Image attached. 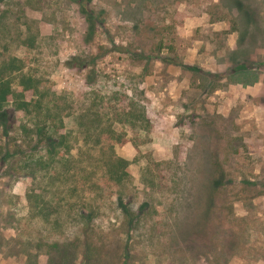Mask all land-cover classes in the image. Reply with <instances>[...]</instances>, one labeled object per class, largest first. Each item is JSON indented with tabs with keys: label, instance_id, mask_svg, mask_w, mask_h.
Wrapping results in <instances>:
<instances>
[{
	"label": "rangeland",
	"instance_id": "374dc122",
	"mask_svg": "<svg viewBox=\"0 0 264 264\" xmlns=\"http://www.w3.org/2000/svg\"><path fill=\"white\" fill-rule=\"evenodd\" d=\"M13 57L40 96L0 113V264H264V0H3Z\"/></svg>",
	"mask_w": 264,
	"mask_h": 264
},
{
	"label": "trees",
	"instance_id": "16d2710c",
	"mask_svg": "<svg viewBox=\"0 0 264 264\" xmlns=\"http://www.w3.org/2000/svg\"><path fill=\"white\" fill-rule=\"evenodd\" d=\"M2 1L3 0H0V3ZM80 12L85 17V20L87 23V33H86L87 42H91L96 34L95 33L96 22L98 20L96 17V13L94 10L88 9L87 7H84V6L81 7ZM239 14L241 15V18L243 20L242 21L243 22V31H242L243 36L241 39L242 40L241 44H243L244 42H246V40L248 41L251 35V32L253 31L250 28V32L247 35V30L245 28L246 26L250 27L251 24L256 22L257 13L253 11L251 6H247V9L243 11H239ZM256 37L257 35L255 36L254 34V40ZM20 62L21 60L13 57L10 60L3 61V63L0 65V113L4 110V108L7 105H10V104L14 105L17 110L23 111L25 113H32L31 108L33 107L36 108L39 105V101L36 98L40 96V91H39L40 83L35 78L29 75H21L18 77V81L17 82L15 81V78H14L15 72L21 70ZM248 70L249 68L247 67V72ZM133 119H136L135 122H139L141 121L142 118L140 116L136 117L134 115ZM40 130H46V128H43ZM58 132L59 131L55 129L53 135H49V136L47 135L45 137V141L47 142L49 141V146H50L49 149L53 155L57 154V149H59V147L61 146V140L65 139V136L62 134H59ZM117 142H122L121 135H119ZM64 163L61 162L60 168L61 167L63 168L62 171L67 170L70 172L71 168L67 166V164H66V167L64 168V165H65ZM79 170L85 171L84 169H79ZM99 170H100L99 179H104L103 181H105V179L107 178L106 180L112 181L115 184H122L128 176V162L123 158L114 157L110 159L108 162H103ZM93 171L94 173L97 172V170H93ZM38 172L39 171L32 173L31 177L33 181L36 180ZM78 183L74 187L69 188L68 191L65 193V195L68 194L69 198L71 197L77 198L78 193H81V192H78V186H79ZM216 184L218 185V182H216ZM27 197L29 199L37 197V193H35L34 188H31L30 191H28ZM67 198L68 196L65 199ZM63 200H60L57 202V203L60 202V205H58L60 207L59 209H57V212H61L65 206L70 205L69 203H67L66 205H63L62 203ZM76 202L79 203V200ZM73 205L76 206V204H73ZM73 208L74 207L72 205L68 207V209L71 211L74 210ZM83 216L86 218L85 215Z\"/></svg>",
	"mask_w": 264,
	"mask_h": 264
}]
</instances>
